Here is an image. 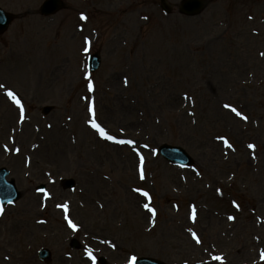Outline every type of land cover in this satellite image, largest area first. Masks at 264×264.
Listing matches in <instances>:
<instances>
[{
  "label": "rangeland",
  "instance_id": "obj_1",
  "mask_svg": "<svg viewBox=\"0 0 264 264\" xmlns=\"http://www.w3.org/2000/svg\"><path fill=\"white\" fill-rule=\"evenodd\" d=\"M43 1L0 0L14 16L0 34V168L21 194L0 206V264H44L41 248L49 264H264V0H205L191 17L181 0L169 13L159 0H64L42 17ZM93 118L135 143L102 138ZM162 144L192 166L167 163Z\"/></svg>",
  "mask_w": 264,
  "mask_h": 264
},
{
  "label": "water",
  "instance_id": "obj_2",
  "mask_svg": "<svg viewBox=\"0 0 264 264\" xmlns=\"http://www.w3.org/2000/svg\"><path fill=\"white\" fill-rule=\"evenodd\" d=\"M205 6V2L202 0H184L180 6L181 12L186 15H196L198 14ZM63 7V4L60 0H46L40 8V11L43 15H50L57 12ZM11 21L10 15L4 13L0 10V33L3 32L8 24ZM99 58L97 55H93L89 60V69L94 71L99 66ZM49 108L44 109V112L47 113ZM159 153L161 156L174 165L188 166L192 163L190 157L181 149L177 147H170L167 145H162L159 148ZM7 171L5 169H0V200L3 203L15 201L19 194L16 192L13 182H6L5 177ZM74 185L73 181H67L65 187L72 188ZM39 257L41 259L49 258V253L46 250L39 252ZM137 264H161L151 259H140L137 261Z\"/></svg>",
  "mask_w": 264,
  "mask_h": 264
},
{
  "label": "snow or ice",
  "instance_id": "obj_3",
  "mask_svg": "<svg viewBox=\"0 0 264 264\" xmlns=\"http://www.w3.org/2000/svg\"><path fill=\"white\" fill-rule=\"evenodd\" d=\"M82 19H86V17H84L82 15ZM85 51H87V49H85ZM262 55H264V53H262ZM4 85L0 84V88H3ZM88 88L89 90H92L93 88V85L92 83H89L88 84ZM7 95L17 104V105H20L21 107V116H23V106L21 105V102L20 100L17 98L16 94L14 92H12L11 90H9L7 92ZM225 107H230L231 108V111L234 112L237 116H242V113L240 111H238L235 107H232L230 105H225ZM90 112L93 113V117L95 116V110H94V107H90L89 109ZM243 119H247L246 116H243L242 117ZM90 125L92 128L96 129L97 132L100 134V136L104 139H107V140H111V141H116V137L112 136V135H109L108 132L93 118L92 120L89 121ZM118 143H121V144H129V145H133L135 143V141L133 140H127V141H124V140H119V141H116ZM225 143H227V141H225ZM229 147H231V144H228ZM250 148H254L255 146L254 145H249ZM143 162H144V158L143 156L140 157V163H141V169H140V175H141V178L143 179L144 178V172H143ZM137 191H141L140 189H137ZM143 195L145 197H148L149 196V193L148 192H143ZM58 207H63L65 209V211H67V205H58ZM144 207L146 209H148L149 212H151L152 216L155 217L156 215V209L155 208H152L150 207L149 204L145 203L144 204ZM0 213H2V208H0ZM194 221H195V218H196V209H195V206H193L192 208V217H191ZM229 219H234V217H229ZM68 224L70 227H72L73 229H76L77 228V225L75 223H73V221L71 219L68 220ZM193 237L196 239V242L197 243H200V239L196 236V234L193 232L192 233ZM88 255L92 258L93 261H95V257L92 256V253L91 251L89 250L88 252ZM214 260H217V261H222L223 260V257L221 256H214L213 257ZM262 259H264V255H262ZM137 260V257L135 255H133L130 260H129V264H135Z\"/></svg>",
  "mask_w": 264,
  "mask_h": 264
}]
</instances>
